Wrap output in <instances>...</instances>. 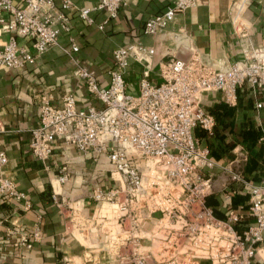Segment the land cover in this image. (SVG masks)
<instances>
[{"label":"built area","instance_id":"built-area-1","mask_svg":"<svg viewBox=\"0 0 264 264\" xmlns=\"http://www.w3.org/2000/svg\"><path fill=\"white\" fill-rule=\"evenodd\" d=\"M70 3L64 0L62 7ZM195 3L173 0L145 20L142 32L150 36L161 33L178 13ZM125 4L126 0H97L95 6L80 8L78 13L91 23L90 10H103L106 16L98 25L103 29ZM54 7L53 0H23L19 7L12 0H0V25L12 34L0 48V68L15 70L33 64L36 54L55 45L61 32L69 30V18L54 15ZM3 11L11 17H2ZM16 36L28 38L32 49L19 46ZM189 49L188 59L172 57L160 62L159 82L149 79L147 68L154 48L141 42L112 51L105 86L97 82L93 70L74 59V76L101 106L78 108L69 92L56 106L47 96L40 105L38 125L30 129L29 149L38 160L50 158L61 142L109 168L115 187L97 186L92 196L96 210H101L99 216L112 212L121 228L117 243L129 247L126 254L118 251L114 264H201L200 259L211 264H260L255 257L264 240V176L254 181L244 178L241 171L230 172L232 181L248 189V205L227 208L225 217H217L206 203L213 192L212 174L203 175L200 170L210 172L216 166H226L212 158L195 129L212 134L216 124L214 115L202 104L204 92L220 91L225 102L234 105L243 83L264 89V46H251L242 59L221 69L202 62L195 49ZM77 50L71 41L67 51ZM130 59L145 65L137 94L126 92ZM260 141L264 144V136ZM246 158L240 149L229 165ZM7 159L0 149V167ZM0 194L22 201L25 209L31 206L8 178L0 177ZM231 196L229 189L223 198L230 201ZM245 213L251 220L239 227ZM39 234L35 230L31 237Z\"/></svg>","mask_w":264,"mask_h":264},{"label":"crops","instance_id":"crops-1","mask_svg":"<svg viewBox=\"0 0 264 264\" xmlns=\"http://www.w3.org/2000/svg\"><path fill=\"white\" fill-rule=\"evenodd\" d=\"M12 1L17 7L23 4V0ZM53 1L54 15L67 16L69 30L61 32L55 45L36 54L33 64L15 70L0 68V149L8 158L0 167V177L15 182L31 202L25 209L22 201L0 194V264H114L118 251L126 254L129 247L117 243L121 228L112 212L99 216L101 210H96L92 195L97 186L113 188L116 184L106 165L100 167L91 157L61 142L45 161L30 152L29 132L38 125L43 98L50 96L58 106L69 92L74 94L78 108L101 106L74 76V59L93 70L97 82L105 86L113 63L112 51L132 42L154 48L147 64L152 82L160 81V62L172 57L188 59L189 48L213 68H226L242 59L251 46H264V0H196L194 6L178 13L155 36L144 34L142 26L149 16L161 12L173 0H126L117 17L103 29L98 28L106 16L103 10H90L91 23L78 13L80 8L95 6L97 0H70L66 8L62 7L64 0ZM1 16L9 19L11 14L3 11ZM11 35L0 25V48ZM15 39L19 46L32 49L28 38ZM71 41L78 50L70 53L67 50ZM144 69V64L129 60L127 93L137 94ZM202 104L210 113L213 109L220 119L215 124L217 136L214 131L195 135L210 148L212 158L226 166H216L210 172L200 170L203 175L212 174L213 192L206 203L211 201L207 204L222 218L227 208L248 205V189L232 181L230 172L241 171L244 178L254 181L264 176V144L260 141L264 136V89L243 83L237 89L234 105L225 102L222 92L207 91L202 94ZM222 104L232 107L231 113H224ZM243 131L255 132L256 136L243 139ZM240 149L247 154L246 160L230 166ZM229 189L231 200L225 201L223 196ZM250 220L245 213L239 227ZM149 226L150 222L145 223L146 229ZM35 230L40 234L33 239ZM255 259L264 264V240ZM199 261L211 264L207 259Z\"/></svg>","mask_w":264,"mask_h":264},{"label":"trees","instance_id":"trees-1","mask_svg":"<svg viewBox=\"0 0 264 264\" xmlns=\"http://www.w3.org/2000/svg\"><path fill=\"white\" fill-rule=\"evenodd\" d=\"M222 109H223V111H224V113L225 112H228V113H231L230 111L232 110V107H228L226 104H222ZM225 110H228V111H225ZM211 111V110H210ZM212 113H213V115H214V117H215V119H216V121H218L219 122V118H218V115H217V113L212 109V111H211ZM217 124V123H216ZM223 125L222 126H224V125H226V122H224V123H222ZM216 125H215V127H214V134L217 136L218 135V133L216 132ZM195 133L196 134H199V135H206V133L207 132H205L204 130H202V129H199V128H196L195 129ZM242 135V137H243V139H247V138H252L253 136H256V134H255V132H252V131H249V132H245V131H243L242 133H241ZM223 139L224 138V135L223 136H218V139ZM213 154L214 155H217L214 151H213ZM207 203L208 204H210L211 203V201H209V200H207Z\"/></svg>","mask_w":264,"mask_h":264}]
</instances>
